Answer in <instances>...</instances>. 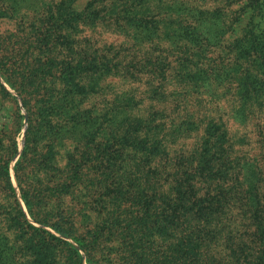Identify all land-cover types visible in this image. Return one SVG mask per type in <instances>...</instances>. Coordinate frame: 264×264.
Returning a JSON list of instances; mask_svg holds the SVG:
<instances>
[{"label":"trees","instance_id":"16d2710c","mask_svg":"<svg viewBox=\"0 0 264 264\" xmlns=\"http://www.w3.org/2000/svg\"><path fill=\"white\" fill-rule=\"evenodd\" d=\"M77 3L0 0V264H264V0Z\"/></svg>","mask_w":264,"mask_h":264},{"label":"rangeland","instance_id":"374dc122","mask_svg":"<svg viewBox=\"0 0 264 264\" xmlns=\"http://www.w3.org/2000/svg\"><path fill=\"white\" fill-rule=\"evenodd\" d=\"M86 0H78V3H77V8H80L81 5L85 2ZM13 23L12 22H9V21H5V20H0V34L1 33H4L5 31H11L13 30ZM0 85L4 87V89L11 95V96H15V93L10 90L8 88V86L4 83L3 79L1 78L0 76ZM64 91V99H67V98H70L71 96V90H67L66 89H62ZM70 91V93H69ZM78 96L76 95L75 97H71V101L72 102H76L78 103ZM2 103L0 102V127L3 126L7 121H8V115L7 113L9 112V109H8V106H6L5 104L1 105ZM81 108V106H80ZM20 115H24L23 112H20ZM25 121L23 120L22 123H24ZM64 133L66 134L67 132L64 131ZM65 134H62V135H59L57 133H54L53 135H51V139L56 141V143L60 144L62 140H64L67 135ZM22 138H23V129H21L20 131V134L18 135V138H17V144H18V151H20V148H21V141H22ZM10 176H11V182H12V185L15 189V194L18 198L19 194H18V190L16 188V182L13 178V174H12V171L10 172ZM21 207H22V203L19 202Z\"/></svg>","mask_w":264,"mask_h":264}]
</instances>
